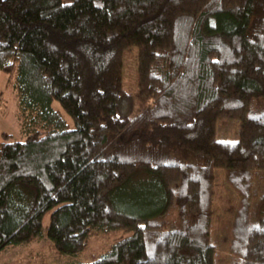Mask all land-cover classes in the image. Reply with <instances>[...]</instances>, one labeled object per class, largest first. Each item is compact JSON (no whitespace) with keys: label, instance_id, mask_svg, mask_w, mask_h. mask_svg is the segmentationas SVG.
<instances>
[{"label":"trees","instance_id":"trees-1","mask_svg":"<svg viewBox=\"0 0 264 264\" xmlns=\"http://www.w3.org/2000/svg\"><path fill=\"white\" fill-rule=\"evenodd\" d=\"M0 72L23 137L0 134V251L39 238L48 216L59 257L110 238L77 264H215L225 117L238 122L220 164L236 198L225 261L264 264V0H0ZM146 184L154 197L129 210L121 199Z\"/></svg>","mask_w":264,"mask_h":264},{"label":"rangeland","instance_id":"rangeland-1","mask_svg":"<svg viewBox=\"0 0 264 264\" xmlns=\"http://www.w3.org/2000/svg\"><path fill=\"white\" fill-rule=\"evenodd\" d=\"M137 53L135 48H130L122 54V90L133 100L134 115L138 110L136 95V69ZM53 110L58 111L63 119L72 129L71 120L64 114L56 102L51 104ZM16 100L14 94L5 86V75L0 72V134L5 133L11 136L12 140L22 141L18 122L16 120ZM131 115V116H132ZM238 135V122L228 118H218L215 126V162L216 180L213 187V225L211 233V243L215 249V264H226V231L231 217V210L236 205L235 195L228 192V189L222 184L223 174L221 173V163L224 158V148L228 149V155L231 149L236 145ZM1 141V139H0ZM224 147V148H223ZM221 148H223L221 150ZM214 158V159H215ZM142 175L136 178H141ZM134 181V179L132 180ZM134 187V186H133ZM135 187L126 194L121 201L129 210L138 212L141 208L142 197L140 194L146 193L153 198V188L146 184L140 189ZM143 214V212H142ZM264 217V210H263ZM48 216H45L41 225V236L30 243L16 246H7L0 251V264H77L88 263L92 256L101 253L104 248L110 244V238L103 236L90 239L88 245L78 258L59 257L50 248L45 238Z\"/></svg>","mask_w":264,"mask_h":264}]
</instances>
